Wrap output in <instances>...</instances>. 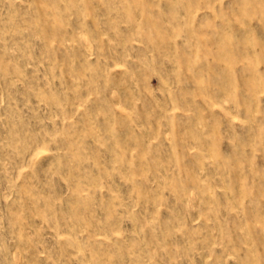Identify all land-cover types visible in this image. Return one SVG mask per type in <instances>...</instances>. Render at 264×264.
<instances>
[{
  "label": "rangeland",
  "instance_id": "obj_1",
  "mask_svg": "<svg viewBox=\"0 0 264 264\" xmlns=\"http://www.w3.org/2000/svg\"><path fill=\"white\" fill-rule=\"evenodd\" d=\"M0 264H264V0H0Z\"/></svg>",
  "mask_w": 264,
  "mask_h": 264
}]
</instances>
